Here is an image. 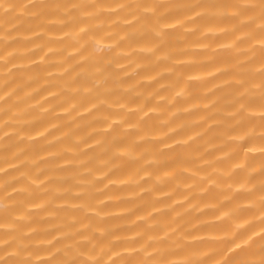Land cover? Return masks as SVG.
Returning <instances> with one entry per match:
<instances>
[{
  "label": "bare ground",
  "instance_id": "bare-ground-1",
  "mask_svg": "<svg viewBox=\"0 0 264 264\" xmlns=\"http://www.w3.org/2000/svg\"><path fill=\"white\" fill-rule=\"evenodd\" d=\"M0 264H264V0H0Z\"/></svg>",
  "mask_w": 264,
  "mask_h": 264
}]
</instances>
